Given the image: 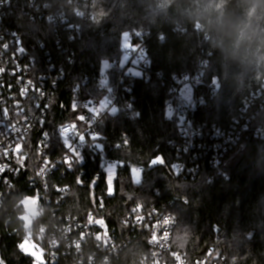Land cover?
Returning a JSON list of instances; mask_svg holds the SVG:
<instances>
[{"label": "trees", "instance_id": "1", "mask_svg": "<svg viewBox=\"0 0 264 264\" xmlns=\"http://www.w3.org/2000/svg\"><path fill=\"white\" fill-rule=\"evenodd\" d=\"M5 10L4 25L23 33L27 44L42 41L51 62L65 70L43 129L28 141L33 171L43 157L62 153L56 130L77 117L75 82L89 78L88 89L99 99L96 80L107 62L108 85L119 94V110L99 123V137L87 141L82 160L50 177L51 200L39 202L34 232L60 218L81 221L90 212L118 229L128 207L143 204L175 216L172 250L192 263L215 248L225 264H264V138L245 131L225 154L223 175L208 153L195 162L199 174L186 177L172 168L179 160L177 123L167 107L174 98L173 77L192 74L205 62V85L218 87L196 88L206 105L196 108L194 123L227 130L236 119L252 118L250 127L264 129V0H0V11ZM49 15L57 23L49 22ZM125 32L132 45L146 48L150 67L140 75L128 72L130 64L120 65ZM253 95L255 104L245 109ZM42 134L50 138L52 153L37 149ZM101 156L116 162L114 197L99 168ZM156 158L163 163H152ZM134 168L142 173L138 184L132 181ZM30 183L29 174L21 175L0 208L5 264H33L18 247L27 233L22 201L35 196ZM139 255L130 246L123 261L134 264Z\"/></svg>", "mask_w": 264, "mask_h": 264}, {"label": "built area", "instance_id": "2", "mask_svg": "<svg viewBox=\"0 0 264 264\" xmlns=\"http://www.w3.org/2000/svg\"><path fill=\"white\" fill-rule=\"evenodd\" d=\"M10 13H13L12 10ZM7 16L6 10L0 11V208L16 181L24 174H29L30 185L39 202H50V177L56 172L64 174V167L69 168L82 160L87 141L99 137V123L106 115L119 110V94L108 85L107 78L101 76L96 80V88L102 93L99 99L88 89L89 78L75 82L71 87L72 108L77 117L72 123L62 124L56 130L62 153L43 157L33 171L28 141L39 129H43L55 94L65 80V70L63 64L51 62L49 51L42 41L27 44L23 33L4 25ZM47 18L49 22L57 23L54 15ZM135 46L129 51V64L135 61V66L143 68L139 69L143 73L150 67L146 48L143 44ZM205 66L203 62L200 69L192 74L174 76L171 87L174 98L167 104L172 115H177L178 140L175 146L179 150V160L172 168L176 173L191 178L200 172L195 162L208 153L212 166L223 175L220 170L222 160L245 131L264 138L263 128L249 126L252 118H247L246 122L236 119L227 130L205 128L194 123L196 108L206 105L204 97L196 92V88L206 86ZM217 87V82L206 86L209 92ZM187 88H190V93L183 92ZM256 98L253 95L245 104V109L254 105ZM79 135L85 138L78 139ZM35 145L46 153L50 149V138L42 134ZM101 158L100 171L107 175V167L116 166V162ZM66 160H71V163ZM108 194L114 197L116 191L111 189ZM44 214L45 208H41L40 215ZM122 224L118 229L112 227L105 216L94 212L86 214L81 221L60 218L54 223L42 224L35 238L44 252L42 264H125L124 252L130 246L140 251L134 264H225L224 257L215 248L194 263L184 253L172 250L176 218L164 209L143 204L130 205Z\"/></svg>", "mask_w": 264, "mask_h": 264}, {"label": "rangeland", "instance_id": "3", "mask_svg": "<svg viewBox=\"0 0 264 264\" xmlns=\"http://www.w3.org/2000/svg\"><path fill=\"white\" fill-rule=\"evenodd\" d=\"M121 46H122L123 53L121 55L120 65L124 67V66H127L131 60L129 51L134 50L136 47L135 45H132L131 43V34L129 32H125L122 35ZM128 68H129L128 72L131 73L132 75L141 74L140 70L135 66V61H133V64L130 65ZM107 69H109V64L107 62H104L102 66V76L109 80V78L105 76V72L107 71ZM184 91L186 93H190V88L183 89V92ZM168 115L169 116L172 115V110L168 111ZM154 164H157V163H154ZM134 170L135 168L132 170V181L135 184H138L142 180V173H141V170L137 169L140 172L139 180L137 181L136 175L134 174ZM116 174H117L116 166L107 167V178H108V181H109V178H111V185H109L111 189H113V184L116 178ZM38 204H39V200L36 196L27 197L22 201V205L24 208L22 220L24 222V228L26 229L27 233H26L25 239L23 240V243H21L19 246V250L23 249L25 253L34 252L38 255H42V262H41V260H34L32 256L23 253L24 255L29 256L32 259L33 264H42L44 262L43 249L38 243V241L35 239L36 232L33 231L34 221L39 216V209H38L39 205Z\"/></svg>", "mask_w": 264, "mask_h": 264}, {"label": "snow or ice", "instance_id": "4", "mask_svg": "<svg viewBox=\"0 0 264 264\" xmlns=\"http://www.w3.org/2000/svg\"><path fill=\"white\" fill-rule=\"evenodd\" d=\"M80 119L83 120L84 117H80ZM83 138H85L83 135H79L78 136V139H83ZM69 148H71V145H69ZM66 162L67 163H71V160H66ZM152 163H163V161L160 158H156V159H154L152 161ZM134 174L136 175V179L138 181L139 180V175H140L139 170L135 169L134 170ZM108 182H109V185H111V178H109V181ZM21 243H23V241ZM18 247H19V245H18ZM20 251L22 253H24V254H27V255L32 256L34 258V260H41V262H42V255H38V254H36L34 252L25 253L23 249H20Z\"/></svg>", "mask_w": 264, "mask_h": 264}, {"label": "water", "instance_id": "5", "mask_svg": "<svg viewBox=\"0 0 264 264\" xmlns=\"http://www.w3.org/2000/svg\"><path fill=\"white\" fill-rule=\"evenodd\" d=\"M172 119H173L175 122H177V115L174 114L173 117H172ZM0 264H5V263L2 261L1 251H0Z\"/></svg>", "mask_w": 264, "mask_h": 264}]
</instances>
